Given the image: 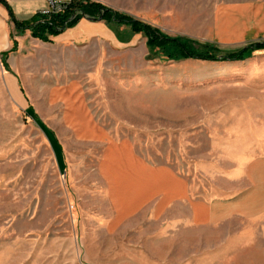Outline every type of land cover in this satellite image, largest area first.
<instances>
[{
  "label": "rangeland",
  "instance_id": "obj_1",
  "mask_svg": "<svg viewBox=\"0 0 264 264\" xmlns=\"http://www.w3.org/2000/svg\"><path fill=\"white\" fill-rule=\"evenodd\" d=\"M3 1L21 20L69 0ZM88 1L203 49L215 8L264 0ZM104 25L118 43L62 50L53 37L44 43L29 31L18 36L0 5V264H264V211L247 202L258 190L247 185L246 171L227 176L237 169L233 156L246 153L247 168L257 172L264 51L234 63L174 61L158 47L149 50L129 27ZM20 68L37 100L55 84L75 82L74 100L64 99L82 135L94 132L89 115L109 142L182 178L191 200L216 192L218 219L193 225L169 204L150 221L112 220L98 178L104 141L57 138L47 126L58 113L29 105ZM109 159V193L122 211L136 198L144 171L130 156ZM161 171L150 169V191H163L165 200L182 196V186ZM205 208L193 205L195 220L206 219Z\"/></svg>",
  "mask_w": 264,
  "mask_h": 264
},
{
  "label": "crops",
  "instance_id": "obj_2",
  "mask_svg": "<svg viewBox=\"0 0 264 264\" xmlns=\"http://www.w3.org/2000/svg\"><path fill=\"white\" fill-rule=\"evenodd\" d=\"M209 43L215 45L218 49H236L237 47L245 46L256 41H264V1H245L224 5L220 8H215L212 17V22L209 27ZM52 43L58 48L65 50L67 47H81L92 41H98L106 44L118 43L115 36L107 29L102 22H91L86 19H81L74 27L65 30L63 33L51 38ZM24 64V63H23ZM19 78L24 81V88L26 90V98L29 105L33 108H40L42 106L52 109L58 113L56 121H51L47 126L51 131H54L57 138L69 137L72 140H89L92 142H103V146L99 148V162H98V178L104 187V195L106 197L107 205L110 208V218L112 220H123L127 218L142 217L150 221V215L153 218L160 217L165 207L169 204L178 206L183 209L182 221H188L190 224L199 225L207 221H215L218 219V214L215 209L216 192L207 194L206 197L190 199L187 197V190L185 182L182 178L176 177L172 172L164 167L151 166L150 162L142 159L134 149L127 146L109 142L107 133L98 129L94 121L89 115H86L90 126L94 128V132H89L87 135L78 131L77 119L69 115V110L65 102V97L70 94V101L74 100L78 93L75 82H68L65 84H55L45 92V96L40 100L36 99L33 94L34 91L30 89L26 79L27 73L19 69ZM22 82V81H21ZM23 84V82H22ZM26 85V87H25ZM57 95V97H53ZM83 108L87 106L81 103ZM61 109V111H59ZM264 129V126L262 127ZM115 144L118 147L114 148L111 145ZM249 153V152H248ZM131 157L132 160L144 171V174L136 178L137 193L136 198L131 201L128 209H121L115 205L109 193V180L106 173V168L109 167V158ZM247 153L238 157L233 156V161L237 164V169L227 173V176L236 178L240 172L246 171L245 180L247 185H254L257 188V194L248 196L249 201L253 202V209L264 211V148L260 152L257 160V172L254 174L247 168L246 161ZM252 164V163H249ZM255 168V169H256ZM150 169L162 170L161 172L173 180H176L183 188V195L164 199V192L157 191L152 193L150 191ZM104 170V171H103ZM249 195L250 193H246ZM227 194L221 193L220 196ZM187 198V199H186ZM252 199V200H251ZM188 200V201H187ZM203 204L206 208V219L197 221L193 212V205ZM256 206V208H255ZM251 208V207H250ZM121 212V213H120ZM121 216H120V214ZM165 219V213L161 217ZM180 221V220H179Z\"/></svg>",
  "mask_w": 264,
  "mask_h": 264
},
{
  "label": "trees",
  "instance_id": "obj_3",
  "mask_svg": "<svg viewBox=\"0 0 264 264\" xmlns=\"http://www.w3.org/2000/svg\"><path fill=\"white\" fill-rule=\"evenodd\" d=\"M7 11L9 21L13 24V30L22 36L26 31L30 32L32 38L44 43H49L51 37L58 36L65 30L74 27L81 19L88 18L92 22H104L110 26H127L134 33L142 34L146 39L149 50L158 47L165 53L169 60L185 61L195 60L214 63L238 62L245 59L255 51H264V41H256L247 44L243 49L218 55V48L208 43L203 49L195 41L171 38L162 34L159 30L139 22L132 17L112 11L98 3H91L88 0H69L53 4L46 13L37 12L24 19H17L12 9L3 0H0ZM16 43L10 52H14ZM7 53L3 54V57ZM6 66V65H5Z\"/></svg>",
  "mask_w": 264,
  "mask_h": 264
},
{
  "label": "water",
  "instance_id": "obj_4",
  "mask_svg": "<svg viewBox=\"0 0 264 264\" xmlns=\"http://www.w3.org/2000/svg\"><path fill=\"white\" fill-rule=\"evenodd\" d=\"M86 20H88V21H90V19H88V18H85Z\"/></svg>",
  "mask_w": 264,
  "mask_h": 264
}]
</instances>
